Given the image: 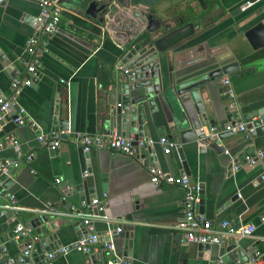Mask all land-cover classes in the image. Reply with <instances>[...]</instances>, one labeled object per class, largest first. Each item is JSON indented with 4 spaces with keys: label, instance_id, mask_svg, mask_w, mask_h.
<instances>
[{
    "label": "crops",
    "instance_id": "1",
    "mask_svg": "<svg viewBox=\"0 0 264 264\" xmlns=\"http://www.w3.org/2000/svg\"><path fill=\"white\" fill-rule=\"evenodd\" d=\"M60 7L56 32L43 36L38 45L36 82L22 87L17 97L26 123L17 125L10 119L0 122V158L18 161L7 175L11 181L4 187L0 181V191L15 197L22 207L17 216L26 224L40 214H48L42 209L49 208V221L55 224L53 231L58 233L62 222L66 223L68 230L58 234L59 244H65L77 239L83 228L80 223L76 226L79 220L73 214L58 213H68V208L73 210L79 205L78 202L67 207L69 198L62 194V189L66 182L76 184L86 179L92 184L87 200L106 193L102 211L106 219L95 218L91 225L101 240L108 238V225L119 227L116 235L111 236L117 256L127 257L132 264H210L211 257L206 258L201 252L209 251L208 256H213L217 245L203 250L196 243H183L172 227L181 217L182 190L178 186H153L148 181L146 166L135 158L99 147L85 152L69 143L75 132L114 133L104 127L110 103L108 87L125 79L127 67L120 62V42L103 24ZM153 10L161 18L153 38L160 53L162 83L166 66L176 69L183 64L189 57L188 49L190 56L202 52L209 59L200 72L231 62L236 64V69L223 74L217 84L207 85L202 93V100L210 108V124L201 129L205 137L177 144L168 154L154 143L149 161L164 172L183 173L197 182L202 199L201 210H197L213 225L229 219L236 225L254 226L251 234L234 236L228 241L239 243L243 255L241 260L235 258L227 264H246L250 255L264 254V220H260L264 216V134L243 138L236 133L210 138L205 133L211 127L224 131L228 124L225 105L239 112L264 106V44L252 47L244 35L256 23L264 25V0H160ZM39 18L37 0H4L0 4V89L4 92H8L12 77L25 75L30 57L24 44L38 28ZM222 77L229 79L227 87L221 83ZM152 100V111L143 102L145 136L172 140L170 136L176 130L172 129L170 113L158 96H152ZM54 115L58 121H67V130L63 131L67 138L61 141L65 145L55 153L36 138L38 134L47 137L53 131ZM11 140L17 145L13 146ZM28 153L32 155L26 161ZM250 153L253 163L245 160ZM233 161L236 165H232ZM11 228L7 218L0 217V236H5L0 260L6 264L10 263L8 257L19 256L26 240L15 238L13 233L7 236ZM34 236V242L38 241L39 237ZM50 244L46 241L41 246L47 249ZM46 253L43 252L45 258ZM89 257L71 251L45 264H93Z\"/></svg>",
    "mask_w": 264,
    "mask_h": 264
},
{
    "label": "water",
    "instance_id": "2",
    "mask_svg": "<svg viewBox=\"0 0 264 264\" xmlns=\"http://www.w3.org/2000/svg\"><path fill=\"white\" fill-rule=\"evenodd\" d=\"M159 1L56 0L59 5L72 12L78 11L86 18L97 20L106 27L115 40L120 42V62L124 68H127L124 72L125 79L114 81L108 87L111 92L109 94V108L104 117L106 130L114 131V133L123 137L132 135L133 143L138 138L146 137L143 102H145L149 111L154 110L152 96L156 95L162 100L164 107L170 113L169 120L173 122L172 129L176 130L170 137L177 146V144L190 143L205 137L201 129L202 126L210 124L208 118L210 108L202 100V93L206 92L207 85L217 84L223 74H228L236 69V64L231 62L200 72L203 66L209 64V59L202 52L190 56V49H188L189 57L183 64L176 69L166 66L165 82L162 83L159 66L160 53L153 38V34L161 24L160 15L153 10L154 5ZM41 19L40 16L38 22H36L38 25ZM244 35L252 47L261 46L264 44V25L256 23ZM223 111L225 121L228 124L232 125L235 121L241 119L244 121L246 129L254 128L256 136L264 134V106L239 112L225 105ZM11 112L12 109H9L3 120L10 119ZM253 117L256 118L252 119ZM52 124L55 126L53 132L58 133L61 141H65L67 134L63 131L67 130V121H58L57 115H54ZM234 134L236 133L231 131H221L218 132L217 138H225ZM64 145L61 142L58 147L49 150L55 153L58 148ZM176 150L182 158L181 149L177 147ZM250 154L252 155V153ZM232 165H236V162L233 161ZM183 168L185 170L184 164ZM0 181H3L1 186L4 187L7 182L11 181V178L7 177L6 174H0ZM91 188L92 184H89L86 179H80V182L76 184H73L72 181L66 182L62 194L69 198V202L66 204L67 207L82 200H87L91 194ZM102 188H104L103 185ZM201 203L202 199L197 205L199 210H201ZM70 211L68 208V212ZM49 218L48 214H40L28 223L34 228V234L39 237V240L34 242L35 251L31 254L30 264H33V262L34 264H45L48 262L43 252H49L54 246L58 245V234H63L68 230L65 226L66 223L62 222V228L59 232L53 231L55 224L50 222ZM77 224H79V221L76 222V226ZM108 228L114 236L116 235L115 229L119 227L113 224L108 225ZM11 233L12 228L7 236ZM4 240L5 236H0V253L2 252L1 244ZM46 241L51 242V244L47 249H43L41 245ZM198 246H202L203 250H208L210 244H198ZM217 246L213 256H208L209 251L201 252L204 257H211L210 264H227L235 258L241 260L243 250L239 243L221 242ZM17 258H14L8 264H20ZM89 258L93 264H107L106 254L95 253L90 255ZM0 264H6V261L0 260Z\"/></svg>",
    "mask_w": 264,
    "mask_h": 264
},
{
    "label": "built area",
    "instance_id": "3",
    "mask_svg": "<svg viewBox=\"0 0 264 264\" xmlns=\"http://www.w3.org/2000/svg\"><path fill=\"white\" fill-rule=\"evenodd\" d=\"M4 0H0L2 4ZM40 7V16L42 17L40 24L36 31L28 36L25 40L24 49L29 54V61L25 67V75L21 78L12 77L9 83L8 92L0 89V121L8 114L9 109H12L10 120L17 125L26 123L24 118V110L18 104L17 97L22 87L30 86L37 79L36 66L39 60L38 45L42 43V37L56 32L61 7L56 0H37ZM126 72V69H124ZM60 82H64L60 80ZM221 83L226 87L230 84L227 77L221 78ZM244 122H237L234 124H226L223 128L224 131H231L240 134L243 138H249L255 135L254 128H245ZM220 130L209 128L207 135L210 138H216ZM40 145L47 149H54L61 143L58 133L51 131L45 137L43 134L36 136ZM13 146L17 145L15 140H11ZM70 144L88 151L92 147L105 148L111 152L123 154L128 157L135 158L140 164L146 166L148 181L153 186L161 184L175 185L182 190L181 198V217L176 224L172 227L180 234L183 243L193 242L196 244H212L218 245L221 242H228L234 236L249 235L254 230L252 224H234L232 220L221 219L215 225L206 219L197 210V205L201 199L200 186L197 182L189 179L183 173L172 174L162 171L159 167L149 161L150 147L157 143L162 147L164 154L170 153L175 147V143L163 136L156 139L150 137L138 138L135 143L131 136L123 137L116 133H108L105 135H89L85 133L75 132L71 139ZM31 153L25 156V160L29 161ZM245 160L249 163L254 162L253 155H245ZM18 161L14 158H0V174L8 175L9 172L16 168ZM261 179H264L261 176ZM58 183L59 180L55 179ZM106 193L102 192L100 198L94 197L89 200H82L79 202L77 208L70 212H58L62 214H73L74 218L79 220L83 233L74 241L58 244L54 246L49 252L46 253L48 261L56 256H63L68 252H77L85 255H93L95 253H103L107 256V264H132L131 261L125 256H117L113 250L111 242V231L108 232L107 240H101L98 234L93 230L91 222L95 218L106 219L102 214L105 207ZM22 207L16 203L15 197L4 191H0V217H6L8 223L12 225V233L15 238H25L23 248L17 258L20 264H30L31 254L34 248L35 236L33 229L29 224L22 222L18 218L19 211ZM44 213L50 212L49 208L42 209ZM53 212V211H51ZM264 220V216L260 217ZM119 228L115 229V233ZM12 258H7L11 262ZM264 262V254L260 256L250 255L246 264H261Z\"/></svg>",
    "mask_w": 264,
    "mask_h": 264
}]
</instances>
